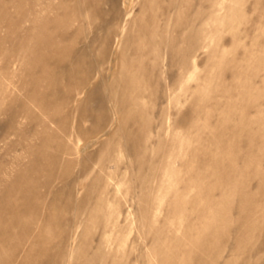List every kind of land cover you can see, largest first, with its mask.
I'll list each match as a JSON object with an SVG mask.
<instances>
[{
	"label": "rangeland",
	"instance_id": "1",
	"mask_svg": "<svg viewBox=\"0 0 264 264\" xmlns=\"http://www.w3.org/2000/svg\"><path fill=\"white\" fill-rule=\"evenodd\" d=\"M144 1L0 0V264H264V0H155L191 22L124 87Z\"/></svg>",
	"mask_w": 264,
	"mask_h": 264
},
{
	"label": "bare ground",
	"instance_id": "2",
	"mask_svg": "<svg viewBox=\"0 0 264 264\" xmlns=\"http://www.w3.org/2000/svg\"><path fill=\"white\" fill-rule=\"evenodd\" d=\"M169 1V0H168ZM97 2V1H96ZM99 2V1H98ZM80 3V2H79ZM155 0H145L144 3H142L141 7H142V17H138L136 20L138 21V23L140 24V41L141 46L139 44V48H136L134 53L135 55H137L134 61H130V68H134L137 69V72H129V75L125 78V80H122V82L125 84L124 87L128 86H135L137 83L141 82V81H147L148 83L151 82V65H147L145 64V60L149 59L152 57V55L154 54L153 49L150 47L151 44H154L156 46L161 45V41L157 40L158 36H161L164 33H175V31L181 29L182 27V23L183 22H191L190 18L188 17H182L177 14L175 16L171 15V13H173V7L171 6V4L168 5H161L160 8H158L157 6L154 5ZM171 3V2H170ZM97 4V3H96ZM129 4V2H128ZM158 4V2H157ZM166 4V3H165ZM160 5V4H159ZM51 6V5H50ZM58 6V5H57ZM127 6V5H126ZM2 7V6H1ZM49 7V6H47ZM56 7V6H55ZM51 8V7H50ZM78 8V7H76ZM4 9V8H3ZM32 9V8H31ZM75 9V8H74ZM5 10V9H4ZM3 10V11H4ZM54 10V9H53ZM55 11V10H54ZM64 10H62L63 12ZM77 11V10H76ZM51 12V11H50ZM40 13V12H39ZM54 13V12H53ZM58 13V11H57ZM72 13V12H71ZM5 14V13H3ZM174 14V13H173ZM4 16V15H3ZM35 16V15H34ZM32 17V29L30 28V30L28 31L26 37L24 40H22L23 42H27V41H31V45L30 48L27 49L29 46L26 47V51H27V56H29V59L31 58V62L34 64L35 61H47L49 59L48 55H45L42 51V49L44 47H51L54 46V38L50 37V35L48 34V30L50 28V24H52V26H59V21L55 20V21H46V22H41L38 23L37 19H35L36 17ZM73 16V15H72ZM74 16H77L74 14ZM5 17V16H4ZM194 20V19H193ZM79 21V20H78ZM74 23V22H73ZM70 23V24H73ZM80 23V22H79ZM16 24V20L13 22V25ZM85 25V24H84ZM83 26V25H82ZM67 27V26H66ZM185 27V26H184ZM70 28V27H69ZM73 30V29H72ZM82 30V29H81ZM76 31V30H75ZM180 31V30H179ZM182 32V31H181ZM71 33V32H70ZM177 33V32H176ZM15 34V33H14ZM139 34V33H138ZM183 35V34H182ZM16 37V36H15ZM136 37V36H135ZM138 39V38H137ZM61 40V39H60ZM136 40V38H135ZM167 40V39H166ZM175 40V39H174ZM180 40V39H179ZM164 41V40H163ZM57 42V41H56ZM59 42V41H58ZM79 42V41H78ZM88 42V41H87ZM137 42V41H136ZM22 43V42H21ZM29 43V42H28ZM62 43V42H61ZM60 43V44H61ZM139 43V42H138ZM172 43V42H171ZM65 45H67L65 43ZM75 46V45H74ZM73 48V46H72ZM88 48V47H87ZM119 48V47H117ZM135 48V47H134ZM22 51V50H21ZM75 51V50H74ZM72 54V53H71ZM152 60V59H151ZM154 61V60H153ZM90 64V63H89ZM120 64V63H119ZM92 68V67H91ZM95 68V67H94ZM90 71V70H89ZM95 71V70H94ZM98 71V69H97ZM96 72V71H95ZM93 74V73H92ZM94 75V74H93ZM91 76V74H90ZM68 77V76H67ZM82 78V77H81ZM123 78V77H122ZM83 79V78H82ZM91 79V78H90ZM80 80V79H79ZM78 80V81H79ZM85 80H89V79H85ZM78 83V82H77ZM81 83V82H80ZM151 84V83H150ZM75 85V84H74ZM141 85V84H140ZM82 86V85H81ZM118 86V85H117ZM82 88V87H81ZM134 95V94H132ZM131 94L128 93H123L122 95V110L123 113L125 115H132L134 114V111L132 110V108L130 107L129 104H126V101L128 100V98L132 97ZM117 104V103H116ZM132 105H134L132 103ZM116 109V108H115ZM120 109V108H119ZM118 110V109H117ZM121 110V109H120ZM119 112V111H118ZM122 112V111H121ZM92 116V115H91ZM182 120V119H181ZM101 123V122H100ZM97 127V126H95ZM102 127V126H101ZM93 128V127H91ZM101 131H103L101 129ZM109 131V130H108ZM95 132V131H94ZM107 133V132H106ZM100 136V135H99ZM103 136V135H101ZM77 137V136H76ZM95 139V138H94ZM136 139V138H135ZM79 140V139H77ZM81 140V139H80ZM87 141V140H86ZM97 141V140H96ZM78 142V141H77ZM79 143V142H78ZM81 143V142H80ZM83 143V141H82ZM89 143V142H88ZM92 143V142H91ZM79 145V144H78ZM82 146V144H80ZM92 146V145H91ZM77 147V146H76ZM79 147V146H78ZM79 150V149H78ZM80 151V150H79ZM79 153V152H78ZM85 153V152H84ZM83 153V154H84ZM50 158V157H49ZM221 163V162H220ZM51 170V169H50ZM242 171V169H241ZM244 172V171H243ZM228 176V175H227ZM228 178V177H227ZM232 184V183H231ZM38 181H35L34 183H29L25 188L23 187V190L25 191L26 194L31 193L32 191L34 192L38 186ZM22 188V186H21ZM240 193V192H239ZM244 195V194H243ZM250 195V194H249ZM221 201V200H220ZM249 205V204H248ZM35 206V205H34ZM36 206H38L36 204ZM35 206V208H36ZM33 209V208H32ZM4 215H16V210L11 208V207H6L1 205L0 203V216H4ZM46 218V217H45ZM240 222V221H239ZM212 226V225H211ZM221 226V225H220ZM225 228V227H224ZM211 229V228H210ZM214 230V227H213ZM248 230V229H247ZM240 238V237H239ZM213 239V238H212ZM217 240V239H216ZM195 241V240H194ZM199 241V240H198ZM206 241V240H205ZM180 242V241H179ZM237 242V241H236ZM241 242V241H240ZM191 243V242H189ZM213 243V242H211ZM221 243V242H220ZM238 243V242H237ZM236 243V244H237ZM179 244V243H178ZM199 244V243H198ZM239 244V243H238ZM217 245V244H216ZM185 246V245H184ZM199 246V245H198ZM219 246V245H218ZM221 246V245H220ZM233 246V245H232ZM207 247V246H206ZM224 248V247H223ZM234 248V247H233ZM205 249V248H204ZM239 253V252H238ZM177 254V253H176ZM224 254V253H223ZM183 255V254H182ZM210 255V254H208ZM184 256V255H183ZM186 256V255H185ZM205 256V254H204ZM180 257V256H179ZM213 257V256H211ZM218 257V256H217ZM226 257V256H225ZM229 257V256H228ZM185 258V257H184ZM220 259V258H219ZM200 261V259H198ZM214 261V260H213ZM194 262V261H193ZM210 263V261H208ZM230 262V261H229ZM228 262V263H229ZM235 262V261H234ZM189 263V262H188ZM223 263V262H222ZM227 263V264H228ZM200 264V263H199Z\"/></svg>",
	"mask_w": 264,
	"mask_h": 264
}]
</instances>
